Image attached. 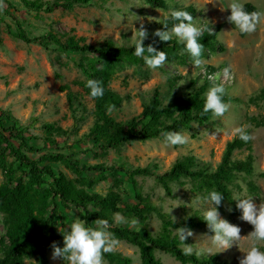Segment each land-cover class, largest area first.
<instances>
[{
  "label": "rangeland",
  "instance_id": "1",
  "mask_svg": "<svg viewBox=\"0 0 264 264\" xmlns=\"http://www.w3.org/2000/svg\"><path fill=\"white\" fill-rule=\"evenodd\" d=\"M166 2L167 8L160 9L144 0H95L88 6H77L70 11L55 9L49 13L36 14L26 10L19 0H0V111H9L27 136L36 137L30 142L40 146L45 123H54L70 131L67 140L69 144L86 133L94 120L93 101L85 94L81 84L85 80L84 75L74 65L85 54L59 53L53 45L45 49L38 43H25L14 38L7 31L9 26L14 32L12 17L21 21L25 32L31 37L52 31L82 37L89 44L111 41L116 45L130 46L134 44V28L138 29L143 24L148 32L147 39L171 9L191 4L196 8L193 22L198 27L202 28L204 23H223L217 33V42L224 50L204 54L200 67L192 65L187 57L184 58V63L166 60L155 70L149 69L142 58L137 64L121 62L108 83L109 88L121 97L120 104L110 110V115L117 121H126L137 115L142 109L143 99H148L155 89L159 90L162 103L167 104L179 94L188 80L197 79L201 83L202 72L210 67L219 70L216 77L223 84L225 95L230 98L225 101L228 110L223 116H211L203 124L193 122L187 128L175 130L188 135V142L184 145H166L163 136H160L121 145L115 150H108L104 157L79 154L78 159L81 163L104 162L108 166L123 165L126 169L148 167L150 174L134 175L133 179L149 202L178 221L193 213L203 215L204 206L197 203V197H202L208 190L197 181L184 177L169 183L171 194L167 195L155 176L164 173L177 159L185 156H194L214 169L222 157L226 143L236 138L232 135L233 130L246 125L253 138L249 146L235 149L232 159L243 160L247 154H251L253 170L250 174H237L228 187L233 197H252V202L258 206L264 203V101L258 96L264 87V17L256 31L241 34L227 20L230 13L226 8L231 0ZM244 2L252 3L257 11L264 13V0H241L242 4ZM227 66H230V72L225 77L222 70ZM68 90L73 93L71 101L67 97ZM56 138L59 143L64 139L63 136ZM52 166L72 177L63 165ZM2 180L0 171V183ZM249 181L258 186L257 193L249 192ZM90 191L102 195L113 191L121 196L122 201H136L131 181L120 170L107 171L106 178L96 182ZM229 208L231 205L222 200L218 211L222 218L240 227L239 241L228 249L220 250L212 243L210 237L213 233L209 228H194L190 229L192 236L186 237L183 243L190 246L198 256L216 254L230 264H239L240 258L251 245V238L247 235L252 227L240 219L241 214L229 212ZM62 210L64 218L61 225L66 229L73 219L80 218L78 210L73 207ZM115 213H120L127 221L115 223L113 213L115 226L139 228L152 234L159 233L161 229L160 221L153 214L141 221L122 211ZM2 218L0 213V237L5 233ZM133 220L134 224L131 223ZM61 225L59 220L57 228H62ZM171 235L177 237L176 229L171 231ZM117 240L119 245L116 252L130 257L133 264H140L137 247L124 240ZM180 246L185 247L181 243ZM257 246L264 251V241L258 242ZM51 253L52 247H49L46 251L49 264H68L61 258L53 259ZM154 254L161 264H181L168 253L156 250ZM29 263H34L33 257L24 259V264Z\"/></svg>",
  "mask_w": 264,
  "mask_h": 264
},
{
  "label": "trees",
  "instance_id": "2",
  "mask_svg": "<svg viewBox=\"0 0 264 264\" xmlns=\"http://www.w3.org/2000/svg\"><path fill=\"white\" fill-rule=\"evenodd\" d=\"M28 11L52 12L55 9L70 11L77 6H88L95 0H19ZM152 7L166 9V0H144ZM8 6H11L8 3ZM244 9L249 12L257 11L250 2L243 3ZM183 9L195 17L196 8L193 5L176 7ZM9 13V11H8ZM12 15L11 13H9ZM15 25L14 32L8 26V33L25 43H38L45 49L53 45L59 53H80L74 65L84 75L83 90L88 95L85 81L88 78L99 79L105 88L102 98L92 99L94 120L89 130L67 143L70 131L54 123L43 125L44 135L42 146L31 143L35 136H27L11 116L9 111H0V171L3 180L0 183V213L5 229L4 236L0 237V264H24V259L34 258V263L49 264L46 251L52 243L63 246V236L58 231L57 224L64 218L62 209L70 207L78 210L79 217L87 224H93L97 219H107L111 225L110 231L119 240L137 247L140 264H161L155 257L154 251L159 250L170 254L181 264H230L226 259L216 254L198 256L195 252L186 255L184 248L171 231L178 227L208 228L203 221V215L193 213L178 221L173 220L167 212L159 206L153 205L141 193L140 187L133 179L134 175H148V167H135L126 169L123 165L108 166L104 162L86 164L78 159L79 154H91L94 158L104 157L108 150H115L121 145L132 141H145L162 136V131H175L187 128L193 122L203 124L211 114L202 113L204 103L203 94L213 84H221L217 79L218 69L207 68L202 72V82L190 79L181 88L178 95L170 102L163 104L160 92L155 89L148 99H143L141 111L126 121H117L110 115L109 105L117 107L121 97L113 92L108 83L116 67L127 61L137 64L141 58L133 55L134 44L130 46L116 45L111 41L89 44L82 37H75L66 33L57 34L52 31L29 36L22 27L21 21L12 17ZM164 18L151 31L143 45L152 44L154 48L164 51L167 60H177L184 63V58H190L183 51V44L173 37L170 41H160L152 35L157 30H163ZM172 21L169 20V27ZM223 23H204L200 43L204 45L202 57L206 53L223 51L224 47L217 42V33ZM191 60V58L189 59ZM67 88L66 86H62ZM264 101V87L258 93ZM71 101L73 93L67 91ZM230 98L224 95V101ZM113 108V107H112ZM111 108V109H112ZM63 136L59 143L56 137ZM247 143L233 138L226 143L222 157L214 169L209 164L197 160L194 156H185L177 159L164 173L155 176L157 182L164 189L165 194H171L169 183L181 178H190L197 181L206 190L215 189L224 195L233 214H241L236 208L229 183L239 173L250 174L253 170V157L251 154L243 160L232 159L235 149L249 146ZM33 155H37L34 157ZM52 164H61L68 169L72 177L62 171L55 170ZM124 171L131 181L136 201L134 203L122 201L117 192L110 191L104 195L90 191L96 182L106 178L107 171ZM94 172L95 176L89 175ZM251 193H257L258 186L248 182ZM122 211L127 216L135 217L141 221L147 220L150 215L156 216L160 221L159 233L152 234L148 230L139 228L119 227L113 224L112 214ZM62 229H66L62 224ZM104 259L108 264H133L130 257L120 252L105 253Z\"/></svg>",
  "mask_w": 264,
  "mask_h": 264
},
{
  "label": "clouds",
  "instance_id": "3",
  "mask_svg": "<svg viewBox=\"0 0 264 264\" xmlns=\"http://www.w3.org/2000/svg\"><path fill=\"white\" fill-rule=\"evenodd\" d=\"M229 15L228 22L234 26L239 33H252L256 31L264 13L260 11L249 12L244 9L241 0H231L227 8ZM169 20L172 21L169 27ZM192 14L183 9H171L165 15L163 30L157 29L152 35L158 37L160 41H170L175 37L177 42L183 44V51L191 58V64L200 67L202 64V53L204 45L200 43L203 29L194 22ZM133 55L143 59L144 64L152 70L160 68L167 60L164 51L157 50L149 44L143 45V41L148 36V32L143 24L135 29ZM227 77L230 66L223 70ZM88 95L92 99L102 98L105 93L103 83L99 79L88 78L85 81ZM225 88L223 84L211 85L203 94L202 113H210L213 117L223 116L228 110V104L224 101ZM114 107L109 105V110ZM249 126H239L233 130L232 135L239 140L247 143L253 137L248 131ZM164 143L166 145H184L188 142V135L179 131H162ZM252 197H234L236 208L240 210V219L251 225L252 230L247 236L251 238V245L239 260V264H264V251L257 246L258 242L264 241V203L258 206L252 202ZM224 195L215 190H208L202 197H197V203L202 204L203 221L213 233L210 239L220 250L228 249L234 242L241 239L240 227L229 223L220 216L218 207L221 205ZM170 211V209H169ZM232 211L231 208L228 209ZM71 215V213H69ZM114 222L117 224L127 223L126 218L120 213L113 214ZM132 224L135 220L131 221ZM111 225L107 219H97L93 224H87L80 218L72 220L67 229L59 228L63 236V246L59 247L52 243L53 259L61 258L68 264H106L105 253H112L117 250L119 241L110 231ZM177 237L183 244L185 254H191L192 248L185 245L183 241L186 237L192 236V231L186 227L176 228ZM199 254V253H198Z\"/></svg>",
  "mask_w": 264,
  "mask_h": 264
}]
</instances>
